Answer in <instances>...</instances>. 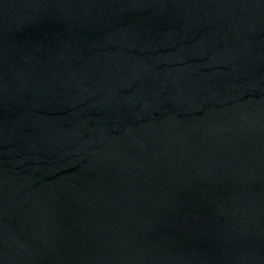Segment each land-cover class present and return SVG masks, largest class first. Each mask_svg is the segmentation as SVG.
Returning <instances> with one entry per match:
<instances>
[{"label": "water", "instance_id": "obj_1", "mask_svg": "<svg viewBox=\"0 0 264 264\" xmlns=\"http://www.w3.org/2000/svg\"><path fill=\"white\" fill-rule=\"evenodd\" d=\"M0 264H264V0H0Z\"/></svg>", "mask_w": 264, "mask_h": 264}]
</instances>
